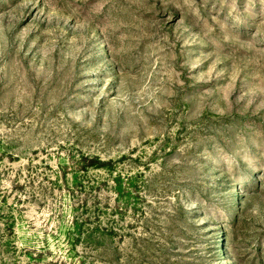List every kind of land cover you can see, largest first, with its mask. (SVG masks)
I'll return each mask as SVG.
<instances>
[{"label": "rangeland", "instance_id": "374dc122", "mask_svg": "<svg viewBox=\"0 0 264 264\" xmlns=\"http://www.w3.org/2000/svg\"><path fill=\"white\" fill-rule=\"evenodd\" d=\"M0 264H264V0H0Z\"/></svg>", "mask_w": 264, "mask_h": 264}]
</instances>
